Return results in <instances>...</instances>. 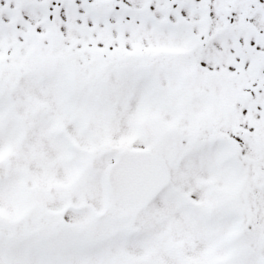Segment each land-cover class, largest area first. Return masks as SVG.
I'll return each instance as SVG.
<instances>
[{
  "label": "snow or ice",
  "instance_id": "6c2138e0",
  "mask_svg": "<svg viewBox=\"0 0 264 264\" xmlns=\"http://www.w3.org/2000/svg\"><path fill=\"white\" fill-rule=\"evenodd\" d=\"M0 264H264V0H0Z\"/></svg>",
  "mask_w": 264,
  "mask_h": 264
}]
</instances>
